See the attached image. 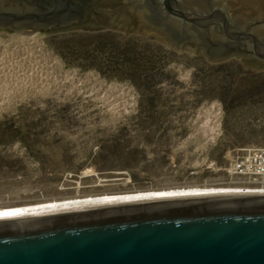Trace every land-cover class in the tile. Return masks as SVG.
<instances>
[{"label":"rangeland","instance_id":"1","mask_svg":"<svg viewBox=\"0 0 264 264\" xmlns=\"http://www.w3.org/2000/svg\"><path fill=\"white\" fill-rule=\"evenodd\" d=\"M18 34L0 30V54L21 50ZM36 35L43 50L34 53L51 58L38 72L0 74V207L186 186L263 187L233 173L230 161L264 146V69L238 56L197 57L137 30Z\"/></svg>","mask_w":264,"mask_h":264},{"label":"water","instance_id":"2","mask_svg":"<svg viewBox=\"0 0 264 264\" xmlns=\"http://www.w3.org/2000/svg\"><path fill=\"white\" fill-rule=\"evenodd\" d=\"M126 12L70 24V0L47 9L0 0V30L142 31L197 57L238 56L264 69V0H122ZM63 3V5H62ZM0 264H264V194L112 202L0 217Z\"/></svg>","mask_w":264,"mask_h":264},{"label":"bare ground","instance_id":"3","mask_svg":"<svg viewBox=\"0 0 264 264\" xmlns=\"http://www.w3.org/2000/svg\"><path fill=\"white\" fill-rule=\"evenodd\" d=\"M13 40H15L19 44V46H21V50L18 49L17 51H15L16 53L4 52L5 54L4 53L0 54V74L5 73L6 75L12 76L14 78H18L24 76L25 74H28L37 66L39 69V61L40 62L42 61L41 63H43L44 60H49L51 58V55L49 53L45 55L46 57H42V56L39 57L37 54L34 53L33 50L36 48H40L41 50H43L42 41L39 39L38 35L29 36L25 33H21L18 34L16 38H13ZM10 51H14V50H10ZM39 76L41 77V75ZM29 77L31 76L29 75ZM118 89L117 90L114 89V90L118 91ZM120 94L122 95L123 92ZM221 117H222V109L218 107L213 122L212 123L210 122L211 126L206 124L210 127V131L213 132V135H216L214 134V132L218 131ZM220 194H264V186L263 187L186 186L179 188L150 189V190H139L135 192L108 193V194L91 195V196H83V197H72V198H64V199L47 200L42 202L30 203V204L0 207V217L30 215L36 213L99 205V204L112 203V202L155 199V198H169V197L220 195Z\"/></svg>","mask_w":264,"mask_h":264},{"label":"flooded vegetation","instance_id":"4","mask_svg":"<svg viewBox=\"0 0 264 264\" xmlns=\"http://www.w3.org/2000/svg\"><path fill=\"white\" fill-rule=\"evenodd\" d=\"M32 6H36L41 9H47L50 6L56 4L57 1L66 3L68 0H24ZM62 3V5H63ZM72 5V11L81 14L80 19L72 21L70 24L74 23H84L89 21V18H96L100 16H105L107 14L114 13L116 11L126 12L128 10V3L122 0H70Z\"/></svg>","mask_w":264,"mask_h":264},{"label":"built area","instance_id":"5","mask_svg":"<svg viewBox=\"0 0 264 264\" xmlns=\"http://www.w3.org/2000/svg\"><path fill=\"white\" fill-rule=\"evenodd\" d=\"M233 173L242 175L264 186V146H252L230 161Z\"/></svg>","mask_w":264,"mask_h":264}]
</instances>
